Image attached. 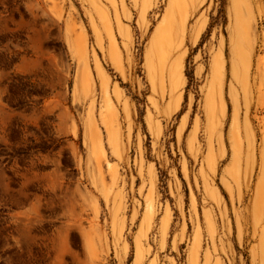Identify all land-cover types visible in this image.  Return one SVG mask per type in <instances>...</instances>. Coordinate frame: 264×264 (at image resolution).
<instances>
[{"label":"rangeland","instance_id":"obj_1","mask_svg":"<svg viewBox=\"0 0 264 264\" xmlns=\"http://www.w3.org/2000/svg\"><path fill=\"white\" fill-rule=\"evenodd\" d=\"M0 264H264V0H0Z\"/></svg>","mask_w":264,"mask_h":264},{"label":"bare ground","instance_id":"obj_2","mask_svg":"<svg viewBox=\"0 0 264 264\" xmlns=\"http://www.w3.org/2000/svg\"><path fill=\"white\" fill-rule=\"evenodd\" d=\"M182 27H183V24H181V29H182ZM176 29V28H175ZM179 31V30H178ZM176 33V32H175ZM173 35V34H172ZM185 35V34H184ZM182 37H183V33H182V31L180 30L179 32H177V34H176V36H175V38H176V40H182ZM173 38V37H172ZM76 39H77V37H76ZM178 44V43H177ZM176 44V45H177ZM175 45V46H176ZM69 46H70V44H69ZM169 58V57H168ZM71 59V58H70ZM170 61V60H169ZM172 62V61H171ZM218 61L216 60V63H217ZM170 65V64H169ZM168 66V65H167ZM167 71V70H166ZM78 72H79V69H78ZM168 72V71H167ZM166 74V73H165ZM94 75V74H93ZM167 75V74H166ZM166 79V78H165ZM175 79V78H174ZM99 80V79H98ZM174 83V82H173ZM99 84V83H98ZM174 85V84H173ZM100 87V86H99ZM180 87V86H179ZM80 88V87H79ZM96 89V88H95ZM179 89V88H178ZM108 91H110V90H108ZM169 91V90H168ZM178 91V90H177ZM78 92V91H77ZM111 92V91H110ZM100 93V92H99ZM112 95V94H111ZM223 95V94H222ZM224 96V95H223ZM109 97H111L110 95H109ZM172 99V98H171ZM209 100H208V103H207V105H208V110H209V112H210V114L211 115H214V113H215V111H216V109H217V104L215 103V101H214V98L213 97H210V98H208ZM107 100H109V99H107ZM225 102V101H224ZM219 103V107L221 106V104H220V102H218ZM113 105H114V103H113ZM225 115V114H224ZM100 118V117H99ZM220 143V142H219ZM102 153V152H101ZM109 168V165H107V169ZM95 178V177H94ZM98 180L100 181V182H102L103 180H104V176H103V172L102 171H100L99 170V178H98Z\"/></svg>","mask_w":264,"mask_h":264}]
</instances>
